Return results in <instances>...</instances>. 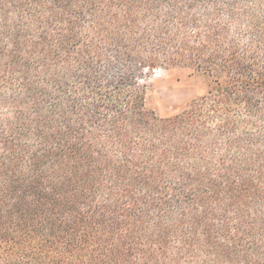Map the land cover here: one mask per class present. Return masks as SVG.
I'll use <instances>...</instances> for the list:
<instances>
[{"label": "trees", "instance_id": "trees-1", "mask_svg": "<svg viewBox=\"0 0 264 264\" xmlns=\"http://www.w3.org/2000/svg\"><path fill=\"white\" fill-rule=\"evenodd\" d=\"M0 264H264V0H0Z\"/></svg>", "mask_w": 264, "mask_h": 264}, {"label": "rangeland", "instance_id": "rangeland-1", "mask_svg": "<svg viewBox=\"0 0 264 264\" xmlns=\"http://www.w3.org/2000/svg\"><path fill=\"white\" fill-rule=\"evenodd\" d=\"M139 83L146 92L148 107L162 116L180 111L210 87L203 75L178 68H148Z\"/></svg>", "mask_w": 264, "mask_h": 264}]
</instances>
